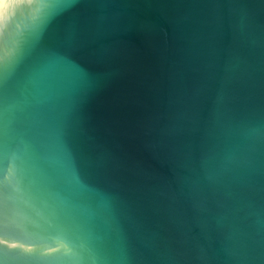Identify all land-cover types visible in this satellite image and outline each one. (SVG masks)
Returning <instances> with one entry per match:
<instances>
[{
    "label": "water",
    "instance_id": "water-1",
    "mask_svg": "<svg viewBox=\"0 0 264 264\" xmlns=\"http://www.w3.org/2000/svg\"><path fill=\"white\" fill-rule=\"evenodd\" d=\"M0 264H264V0H0Z\"/></svg>",
    "mask_w": 264,
    "mask_h": 264
}]
</instances>
